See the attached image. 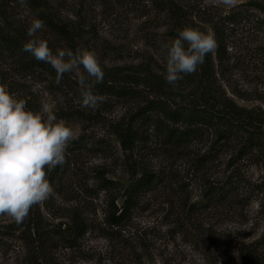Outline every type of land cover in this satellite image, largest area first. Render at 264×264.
<instances>
[{
	"label": "rangeland",
	"instance_id": "rangeland-1",
	"mask_svg": "<svg viewBox=\"0 0 264 264\" xmlns=\"http://www.w3.org/2000/svg\"><path fill=\"white\" fill-rule=\"evenodd\" d=\"M253 1L258 0H236L227 7L217 0H186L194 21L226 14ZM69 2L92 15L99 36L91 44L96 45L107 69L125 68L130 73V67L145 64L164 76L157 46L169 38L157 20L143 18L124 4L104 10L94 0ZM258 19L264 20V16L256 13L254 21L232 28L230 61L219 84L238 106L264 111V23ZM204 27L213 34L211 24ZM1 70L7 73L5 85L10 94L25 99L27 108L35 111L42 101L52 104L57 119H64L77 139L66 150V163L48 173L57 196L29 213V219L38 221L44 248L35 241L37 236L26 240L27 222L15 232L0 228V264H225L221 261L226 253L236 255L243 243L264 235V195L254 188L264 180V171L254 159L236 162L235 168H242L244 178L229 200H219L210 190L221 186L226 171L233 169L227 165L232 150L199 165L200 157L213 147L212 139L169 147L161 138L151 137L152 128L145 124L140 128L142 139L133 151L126 152L111 125L126 118L136 101L106 96L95 111L82 109L73 102L78 85L71 74L57 84L56 75L20 73L7 58H0ZM57 94L64 97L62 102ZM76 111L79 117L74 116ZM130 162L138 166L137 177L148 171L157 178L140 197L129 223L120 229L109 226L106 218L113 198L119 197L117 203L122 205L124 189L121 194L102 190L99 171L126 188L135 179L129 172ZM73 209L84 213L89 227L83 237L68 242L64 233H57L65 228L60 227L70 220ZM12 223L0 216V227Z\"/></svg>",
	"mask_w": 264,
	"mask_h": 264
},
{
	"label": "trees",
	"instance_id": "trees-1",
	"mask_svg": "<svg viewBox=\"0 0 264 264\" xmlns=\"http://www.w3.org/2000/svg\"><path fill=\"white\" fill-rule=\"evenodd\" d=\"M94 2L99 3L104 10H108L110 5L124 4L143 18L151 17L160 23L169 39L176 37L178 29L189 25L208 33L204 24L209 23L218 44L215 52L206 55L196 73L185 76L179 82L178 90H173L165 82L163 75L155 73L145 64L130 67L132 72L126 73L125 68L107 69L100 62L105 73L104 82L93 83L94 94L136 101L126 118L111 125L112 132L124 151L135 149L143 137L140 128L145 124L152 128L153 133L149 134L151 137L161 138L162 143L169 147L186 146L205 137L212 139L213 147L198 161L199 165H205L225 150L233 151L227 163L233 169L226 171L221 186L210 190L212 196L226 201L233 196L238 181L244 178L242 168H235L237 161L254 159L264 171V111L238 106L219 84L220 74L230 61L228 48L232 28L254 21L256 13L264 16V0L248 2L226 14L210 15L208 19H197L198 21L192 19L191 7L186 0ZM28 4L30 12L23 9L18 0H0V58L10 59L20 73L42 71L51 76L56 75L50 65L21 51L22 44L29 39L27 28L33 18L44 22L45 27L38 35L48 42L54 52L57 48L75 51L77 47H85L95 51L100 58L96 45L91 44L99 36L97 27L92 15L85 12L83 7L70 4L69 0H28ZM257 22L264 23V20L258 19ZM162 43L164 42L157 46L159 52ZM6 75V72L0 71V84L5 85ZM28 109L35 111L33 107ZM73 114L75 117L80 116L77 111ZM129 172L135 179L128 187L123 188L99 171V186L102 190L121 194L124 189L122 205L117 203L119 197L113 198L106 218L109 226L120 229L129 223L131 213L139 205L140 197L157 178L154 172L148 171L137 177L139 169L134 162L129 163ZM254 188L264 195V180L255 184ZM24 222H27L23 231L28 234V237L25 235L26 240L37 236L35 241H40L44 248L45 240L37 226L38 221L29 219L28 216ZM22 224L12 223L0 228L15 232L22 228ZM63 227L65 228L62 229ZM88 227L84 213L73 209L70 220L61 225L62 232L57 233V236H63L64 233L68 242L78 240L88 233ZM225 256L221 263L230 264L229 261H232L234 264H264V235L252 243H243L236 255L228 252Z\"/></svg>",
	"mask_w": 264,
	"mask_h": 264
},
{
	"label": "clouds",
	"instance_id": "clouds-1",
	"mask_svg": "<svg viewBox=\"0 0 264 264\" xmlns=\"http://www.w3.org/2000/svg\"><path fill=\"white\" fill-rule=\"evenodd\" d=\"M18 3L31 11L28 0ZM217 3L232 7L236 0ZM44 27L41 19L31 20L27 28L29 39L22 44L21 51L50 65L57 84L65 74H71L78 85L73 102L82 109L95 111L104 102V96L94 94L92 82L102 84L105 76L97 54L85 47L75 51L57 48L54 52L38 35ZM217 47L212 33L190 25L178 29L175 38L160 45L165 82L178 90L179 82L196 73L206 55ZM57 99L62 102L64 97L57 94ZM75 139L76 131L64 119H57L52 104L42 101L40 110H29L25 99L10 94L0 84V216L22 224L34 206L57 196L48 173L66 163V150Z\"/></svg>",
	"mask_w": 264,
	"mask_h": 264
}]
</instances>
